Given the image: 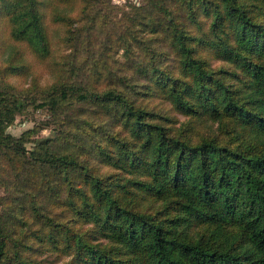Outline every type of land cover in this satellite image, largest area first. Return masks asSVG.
Here are the masks:
<instances>
[{
    "label": "rangeland",
    "instance_id": "rangeland-1",
    "mask_svg": "<svg viewBox=\"0 0 264 264\" xmlns=\"http://www.w3.org/2000/svg\"><path fill=\"white\" fill-rule=\"evenodd\" d=\"M17 1L0 0V106L13 115L0 131V229L8 234L3 264H86L77 255L79 239L125 250L119 237L102 233L81 213L98 203V186L82 169L54 165L48 158L74 157L108 185L117 178L121 183L148 176L145 169L139 174L120 168L122 149L135 143L121 106L83 99V93L123 91L136 106L158 114L171 133L194 144L206 139L264 153L256 125L234 116L187 115L157 83L192 78L184 67L188 57L178 47L182 30L209 70L231 73L226 80L239 87L233 73H245L205 43L225 40L237 47L227 7L225 18L217 16L219 0H36L48 51L13 35L9 13ZM140 193L122 200L157 220L166 218L165 211L175 214L163 199ZM212 229L196 217L183 238L207 241ZM226 230L231 241L241 238L238 225ZM72 233L74 241L68 237Z\"/></svg>",
    "mask_w": 264,
    "mask_h": 264
},
{
    "label": "trees",
    "instance_id": "trees-1",
    "mask_svg": "<svg viewBox=\"0 0 264 264\" xmlns=\"http://www.w3.org/2000/svg\"><path fill=\"white\" fill-rule=\"evenodd\" d=\"M219 1L217 16L225 18L227 7L234 24V36L230 38L237 47L225 40L222 45L205 43L212 44L223 59L245 73H233L239 87L234 88L226 80L225 74L231 73L209 70L207 62L196 56L197 49L190 44V36L182 30L178 34V47L188 57L184 67L192 78L178 77L170 83L159 78L157 83L187 115H210L220 120L234 116L256 125L258 135L264 136V24L260 22L264 17V0ZM9 19L16 38L25 39L35 48L51 50L36 0H18ZM81 95L83 99L121 106L134 128L135 143L122 149L120 168L139 174L145 169L148 176L123 178L126 185L117 178L108 185L74 157H48L54 165L82 169L98 186L94 191L98 203H92L89 210L83 209L81 213L87 220L98 223L102 233L119 237L125 247L122 254L77 239L79 260L86 264H264V153L206 139L194 144L171 133L159 122L158 114L136 106L123 91L109 89ZM12 118V112L0 106V131ZM118 189L124 195H119ZM135 191L140 196V192L144 193L143 198L163 199L174 208L175 214L168 210L166 218L157 220L137 213L122 200L134 197ZM196 217L213 226L210 233L213 238L198 242L183 238L184 229ZM228 225H238L242 229L241 238L231 241ZM68 237L74 241L76 234ZM7 252L8 234L0 229V264Z\"/></svg>",
    "mask_w": 264,
    "mask_h": 264
}]
</instances>
